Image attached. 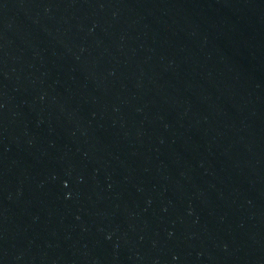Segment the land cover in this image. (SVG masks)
<instances>
[{
	"label": "water",
	"instance_id": "water-1",
	"mask_svg": "<svg viewBox=\"0 0 264 264\" xmlns=\"http://www.w3.org/2000/svg\"><path fill=\"white\" fill-rule=\"evenodd\" d=\"M0 264H264V0H0Z\"/></svg>",
	"mask_w": 264,
	"mask_h": 264
}]
</instances>
